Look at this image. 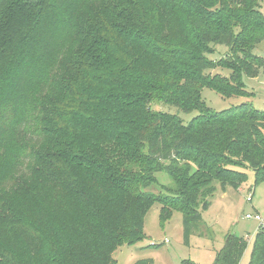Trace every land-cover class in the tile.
<instances>
[{"label": "trees", "instance_id": "trees-1", "mask_svg": "<svg viewBox=\"0 0 264 264\" xmlns=\"http://www.w3.org/2000/svg\"><path fill=\"white\" fill-rule=\"evenodd\" d=\"M259 1L0 0V264H117L154 203L187 235L214 181L264 180V110L202 97L250 94ZM157 172L166 193L149 190ZM247 243L227 233L212 264H240ZM247 264H264V227Z\"/></svg>", "mask_w": 264, "mask_h": 264}, {"label": "rangeland", "instance_id": "rangeland-1", "mask_svg": "<svg viewBox=\"0 0 264 264\" xmlns=\"http://www.w3.org/2000/svg\"><path fill=\"white\" fill-rule=\"evenodd\" d=\"M260 11L264 15V0H260ZM225 46H215V52L209 57L218 60L228 54ZM253 54L264 60V39L252 50ZM208 73L223 72L219 68ZM248 96L222 97L210 88H203L202 97L213 110H223L242 101H250L257 109L264 110V62L254 76L242 75ZM157 109L171 113L177 108L157 105ZM197 111L178 115L184 122L189 121ZM247 179L237 188L227 184L223 190L218 181H214V191L209 197L210 206L201 211V219L191 222L189 232L185 234L182 214L174 211L170 219L161 224L159 219L160 204L154 203L144 220V238L134 245L118 247L113 253L117 264H134L138 260H147L148 264H212L215 252L222 246L227 233L248 236L246 250L240 264H247L252 241L259 227V221L246 219L245 214H259L264 217V180L255 182L251 170L246 171ZM156 183L149 187L154 193H166L164 187L169 178L163 172L155 173ZM249 195L251 199L247 200ZM155 244V245H152Z\"/></svg>", "mask_w": 264, "mask_h": 264}, {"label": "built area", "instance_id": "built-area-1", "mask_svg": "<svg viewBox=\"0 0 264 264\" xmlns=\"http://www.w3.org/2000/svg\"><path fill=\"white\" fill-rule=\"evenodd\" d=\"M250 199H251V195H249L247 200H250ZM245 218L257 220L259 221V226L264 227V217H261L259 214L246 213ZM245 239L248 241V236L245 237Z\"/></svg>", "mask_w": 264, "mask_h": 264}]
</instances>
